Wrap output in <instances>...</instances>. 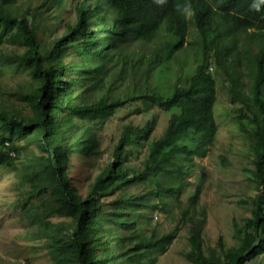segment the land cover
<instances>
[{
    "label": "trees",
    "instance_id": "trees-1",
    "mask_svg": "<svg viewBox=\"0 0 264 264\" xmlns=\"http://www.w3.org/2000/svg\"><path fill=\"white\" fill-rule=\"evenodd\" d=\"M0 0V74L26 72L14 95L26 114L0 103V148L13 167L33 141V199L25 208L46 264H154L187 226V260L264 264V0ZM251 143L256 194L238 245L204 249L201 185L182 207L188 168L218 131L216 79ZM149 116L126 124L110 158L81 196L68 179L72 154L93 155L98 131L119 109ZM168 115L152 139L157 114ZM148 154L137 168L135 149ZM152 181V184L148 182ZM178 210L158 232L156 210ZM150 211V212H149ZM62 218L56 222L52 218Z\"/></svg>",
    "mask_w": 264,
    "mask_h": 264
},
{
    "label": "rangeland",
    "instance_id": "rangeland-1",
    "mask_svg": "<svg viewBox=\"0 0 264 264\" xmlns=\"http://www.w3.org/2000/svg\"><path fill=\"white\" fill-rule=\"evenodd\" d=\"M28 0H22L24 5ZM34 1V0H33ZM216 79L217 101L214 106L218 131L206 157L195 158V167L188 168L186 187L181 195L182 207L200 184L201 195L198 208L206 211V223L203 231L204 249L216 248L219 238L226 247L238 245V237L243 231V221L250 217L251 200L256 194L251 181L252 155L251 143L238 131L234 119L237 108L230 104L222 77L213 71ZM26 72H2L0 74V103L10 111L23 114L28 112L23 103L15 97L16 92L26 93L32 86ZM157 120L152 139L161 136L166 127L168 115L155 112ZM149 116L135 114L133 107L119 109L102 127L95 131L99 144L93 155L72 154L66 167L70 183L84 196L110 158L118 137L126 124L141 126ZM22 147L14 166H7L4 149L0 148V264H46L45 255L38 247L34 226L26 216L25 208L38 204L37 195L33 199L32 169L30 165L39 155L33 141L27 139L19 143ZM148 149L137 148L129 160L131 165L141 167ZM152 184V181L148 182ZM35 196V195H34ZM150 212V211H149ZM149 226H156L158 232H168L178 223L179 213L156 210ZM62 218H52L53 222ZM176 239L162 255H157L154 264H197L187 260L185 255L190 250L187 226L180 225ZM207 251V250H206ZM256 264H261L258 260Z\"/></svg>",
    "mask_w": 264,
    "mask_h": 264
}]
</instances>
